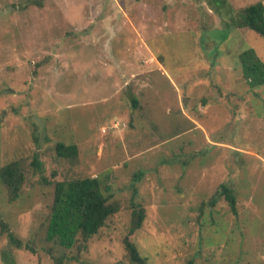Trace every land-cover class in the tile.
Listing matches in <instances>:
<instances>
[{"label": "rangeland", "instance_id": "1", "mask_svg": "<svg viewBox=\"0 0 264 264\" xmlns=\"http://www.w3.org/2000/svg\"><path fill=\"white\" fill-rule=\"evenodd\" d=\"M257 2L0 0V168L19 160L26 173L14 201L0 178L2 218L23 242L0 226V264H134L132 198L148 264H264V84L250 87L237 56L264 61V36L237 26ZM156 58L169 77L142 68ZM84 176L109 184L120 210L66 248L47 238L55 182ZM221 183L237 214L212 199Z\"/></svg>", "mask_w": 264, "mask_h": 264}, {"label": "trees", "instance_id": "2", "mask_svg": "<svg viewBox=\"0 0 264 264\" xmlns=\"http://www.w3.org/2000/svg\"><path fill=\"white\" fill-rule=\"evenodd\" d=\"M239 27H249L264 36V3L257 2L243 7L238 12ZM240 62L243 76L254 88L264 84V61L253 48L240 53ZM134 107L138 106L136 99ZM58 155L68 158H76L78 145L67 144L59 141L56 144ZM37 167L42 166L39 158L34 159ZM142 173L136 172L134 177L140 178ZM0 178L8 190L9 199L14 201L19 198L22 186L26 179V173L19 160H13L0 168ZM108 192V193H107ZM223 195L228 201L231 211L237 214V196L232 186L221 183L212 199ZM112 188L109 184H103L99 176H84L72 179L58 180L55 182L54 200L48 219L47 238L55 240L66 248L75 246L79 239L83 242L90 240L105 225L107 219L120 210V203L112 199ZM132 217L124 244L128 250V256L134 264H148V258L141 255L138 247L131 239L145 218L144 206L131 199ZM0 226L7 232L9 241L18 246L23 245L9 225L2 218L0 212ZM187 264H193L189 260Z\"/></svg>", "mask_w": 264, "mask_h": 264}, {"label": "crops", "instance_id": "3", "mask_svg": "<svg viewBox=\"0 0 264 264\" xmlns=\"http://www.w3.org/2000/svg\"><path fill=\"white\" fill-rule=\"evenodd\" d=\"M242 52V51H241ZM241 52H239V53H237V56L239 57L240 56V53ZM151 54H153V52H152V50H149V52L147 53V56H151ZM152 59V58H151ZM239 60H240V58H239ZM147 61H148V59L146 60L145 59V62H144V64H142L143 66H142V68L145 70V72H148V68L149 67H153V66H157L161 71H162V73H165V75H167L168 77H169V75H168V72H165V69H164V65L162 64V61L161 60H159V59H155V60H153V61H150V63H147ZM241 63V62H240ZM135 67V66H134ZM236 67H238V66H236ZM235 69H237V68H235ZM150 73H151V71H149ZM149 73V74H150ZM148 73L146 74V77L145 78H147L148 77V75H149ZM143 75V74H142ZM172 80V79H171ZM172 82L174 83V85H175V82L172 80ZM176 91H177V97H176V99H177V102H176V109H177V107H178V105H181V103H179L178 104V100H182V99H184V96H183V92H184V90L182 89V88H180L179 86H177L176 87ZM185 94V93H184ZM135 98V97H134ZM136 99V98H135ZM147 100L148 99V97L145 95L144 96V100ZM136 101H137V103H138V100L136 99ZM145 102V101H144ZM142 109V108H147V106L145 105V103H142V106H137V107H135V109ZM178 110V109H177ZM181 111H183L184 113L186 112V111H184V110H181ZM171 112V111H170ZM148 113V112H147ZM188 115V114H187ZM143 143H148V144H150V142L149 141H143V140H141L140 141V144H143ZM153 146H156V145H153Z\"/></svg>", "mask_w": 264, "mask_h": 264}]
</instances>
